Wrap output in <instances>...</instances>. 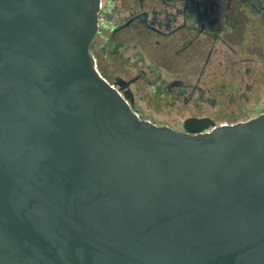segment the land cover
<instances>
[{
    "label": "water",
    "instance_id": "1",
    "mask_svg": "<svg viewBox=\"0 0 264 264\" xmlns=\"http://www.w3.org/2000/svg\"><path fill=\"white\" fill-rule=\"evenodd\" d=\"M98 9L0 0V264H264V115L141 119Z\"/></svg>",
    "mask_w": 264,
    "mask_h": 264
},
{
    "label": "flooded vegetation",
    "instance_id": "2",
    "mask_svg": "<svg viewBox=\"0 0 264 264\" xmlns=\"http://www.w3.org/2000/svg\"><path fill=\"white\" fill-rule=\"evenodd\" d=\"M98 11L88 48L95 66L101 56L121 59L130 49L134 63L152 66L153 91L172 105L215 107L216 101L204 97L210 91L229 92L228 105H248L246 113L224 122L188 115L178 131L185 132L187 119L204 120L206 131L264 115V0H99ZM144 74L139 70L126 86L129 80L113 78L138 112L130 84ZM210 74L215 82L207 87L204 77Z\"/></svg>",
    "mask_w": 264,
    "mask_h": 264
},
{
    "label": "rangeland",
    "instance_id": "3",
    "mask_svg": "<svg viewBox=\"0 0 264 264\" xmlns=\"http://www.w3.org/2000/svg\"><path fill=\"white\" fill-rule=\"evenodd\" d=\"M99 59L100 65H97L96 68L98 71L104 73L102 75H104V78L109 83L113 82L115 76L129 80L139 70L142 69L145 72L142 79L130 84V89L134 97V103L139 109L140 118L155 124L169 125L175 130H179L180 122L191 114H207L218 122H224L228 117L236 119L239 114H244L248 111V105L245 102H241L238 108L235 105H228L227 96L229 92L227 91L205 92L204 97L206 96L208 99L216 101L215 107L205 102L203 104L199 103V108H196L195 101L189 102L186 105L182 103L170 104L169 98H166L164 94L153 91V84L157 80L153 79L154 70L150 69L152 66L148 62L134 63L136 61H133L132 50L130 49L124 51L121 59L110 58V56H101ZM214 82L215 78L213 75L210 74L204 77V84L207 87L214 85Z\"/></svg>",
    "mask_w": 264,
    "mask_h": 264
},
{
    "label": "trees",
    "instance_id": "4",
    "mask_svg": "<svg viewBox=\"0 0 264 264\" xmlns=\"http://www.w3.org/2000/svg\"><path fill=\"white\" fill-rule=\"evenodd\" d=\"M100 72V71H99ZM100 74H101V76H103L104 77V75H102L103 73L102 72H100Z\"/></svg>",
    "mask_w": 264,
    "mask_h": 264
}]
</instances>
